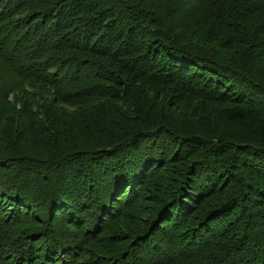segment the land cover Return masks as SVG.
I'll use <instances>...</instances> for the list:
<instances>
[{"label":"trees","instance_id":"trees-1","mask_svg":"<svg viewBox=\"0 0 264 264\" xmlns=\"http://www.w3.org/2000/svg\"><path fill=\"white\" fill-rule=\"evenodd\" d=\"M0 90V264H264V0H0Z\"/></svg>","mask_w":264,"mask_h":264},{"label":"rangeland","instance_id":"rangeland-1","mask_svg":"<svg viewBox=\"0 0 264 264\" xmlns=\"http://www.w3.org/2000/svg\"><path fill=\"white\" fill-rule=\"evenodd\" d=\"M51 57H57V58H60L61 57V54L58 53L57 51H53V52H50L48 53ZM241 54V53H240ZM241 57H242V54H241ZM207 77H209L210 79H213V80H217V79H221V81L223 82H227V83H231V85H233V87H239L240 88V85H244V88L248 89V86L246 83H237L236 81H232L230 82L228 80V77L225 75V76H221L218 78V75H214V73H210L208 75H206ZM220 76V75H219ZM241 89V88H240ZM2 90H0V93L2 95ZM14 95L17 96V93H14ZM257 103V102H256ZM261 103V104H260ZM260 103H258L259 107H262V111H264V101H260ZM207 107H203V106H200L198 105L197 103H193L192 105H187L183 111L182 110H179V111H176V112H173L174 115H181L182 113L184 112H193V111H196L195 115L198 119L202 120L203 121V125H207V122L209 121H212L211 123L215 122L216 120L218 119H221V121L223 122V125L221 127V132L222 134H225L227 135L228 137H233L234 135H237V134H245L247 135L246 137L247 138H250V140L248 141L249 143H242L243 147H240V148H235L236 152L238 153V155L241 157V158H248V152L249 151H245V149L247 150V148H252L253 145H256V144H260L258 142V140L255 138V136L257 135V132L255 131L256 129L253 128L254 126V123H255V119L256 117L258 118V113L254 110V108H250L249 109V115L247 117V120L246 122H243L240 121V120H236V121H227L225 119V115H224V106H218V105H206ZM67 109H71V108H67ZM260 118V117H259ZM221 123V122H220ZM252 127V128H251ZM82 133H85V131H81ZM248 135H251L250 137ZM83 136V134H82ZM81 139H85L84 137H81ZM168 144L170 143L169 142V138H166ZM239 145V143H237ZM251 145V146H250ZM167 147V145H166ZM169 147V146H168ZM171 150V148H168V151ZM250 156H249V160L251 163L255 162V163H259L261 165L264 166V160H261L260 161L258 160V156H255L252 152L249 153ZM115 194V193H114ZM121 194V193H120ZM121 195L118 196V198L120 197ZM116 196H109L105 199V211L106 212H110L112 213L114 211V207L118 206L119 203H118V198H115ZM112 199H116L115 201H111ZM121 201V200H120ZM7 203L6 202H3V205L1 208H3V212L8 209L9 207L6 206ZM19 207V206H18ZM59 208H56L54 209V215L52 216V219H56V222L58 220H61V227H60V233H62L63 236H71L69 234H67L69 232L68 228L71 227V225L73 223H71V219L70 218H67V216L63 215L61 213L60 210H57ZM60 214V215H59ZM59 215V217H58ZM58 217V218H56ZM104 218H105V215L102 216L101 220L104 221ZM62 220H64V223L62 222ZM92 220H94V218H92ZM81 224H79L80 226ZM78 226V227H79ZM100 227H103V222H101L100 224ZM73 233V234H76L74 232H70V234ZM77 237H79L77 234H76ZM75 238H72L71 240L75 241L74 240ZM70 240V241H71ZM75 243H77L75 241ZM61 254V253H60ZM66 254H63L61 257H64ZM65 258V257H64Z\"/></svg>","mask_w":264,"mask_h":264}]
</instances>
